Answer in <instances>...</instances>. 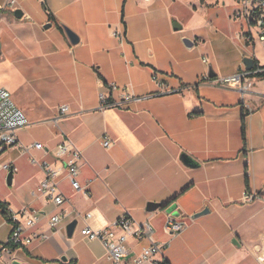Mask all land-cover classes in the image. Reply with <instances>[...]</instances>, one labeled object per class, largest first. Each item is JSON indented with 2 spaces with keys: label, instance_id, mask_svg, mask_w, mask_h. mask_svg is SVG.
<instances>
[{
  "label": "crops",
  "instance_id": "1",
  "mask_svg": "<svg viewBox=\"0 0 264 264\" xmlns=\"http://www.w3.org/2000/svg\"><path fill=\"white\" fill-rule=\"evenodd\" d=\"M6 2L0 0V88L29 119L19 140L43 143L44 151L30 153L56 166L61 161L52 149L73 140L84 151L79 181L90 195L74 190L65 174L63 205L34 195L44 171L20 146L0 141V251L11 235L1 203L11 211L38 210L36 230L50 235L3 252L0 264H113L102 242L80 231L126 212L149 222L156 240L171 242L168 264H264V71L252 76L247 94L202 81L247 68L246 57L258 65L251 70L264 69L257 32L247 40V21L234 17L239 0H19L21 18ZM110 83L139 99L103 106L102 93L109 102L121 99V90L108 91ZM105 134L114 140L110 148ZM4 163L14 168L11 185ZM245 191L252 200H243ZM149 202L161 206L148 210ZM61 212L51 229L49 217ZM168 213L188 224L178 237L165 228ZM147 243L129 240L133 253Z\"/></svg>",
  "mask_w": 264,
  "mask_h": 264
},
{
  "label": "built area",
  "instance_id": "2",
  "mask_svg": "<svg viewBox=\"0 0 264 264\" xmlns=\"http://www.w3.org/2000/svg\"><path fill=\"white\" fill-rule=\"evenodd\" d=\"M18 4L19 0H7L5 6L17 8ZM234 17L244 18L247 21L249 30L244 34L246 39L251 41L254 38L255 30L260 43L264 47V0H239V7L235 11ZM262 71H264L262 68L255 70L244 68L235 74L217 78L207 74L202 81L212 85L235 87L243 94H247L251 92L252 76ZM152 78L158 84H162L157 72H154ZM107 87L108 91L112 92L121 90V99L116 102H109L108 96L102 93L103 106H123L131 100L139 99L131 95L127 89H120L116 83H110ZM68 110V106L64 104L60 107V114L62 116L67 115ZM28 124L27 115L15 103L11 92L6 88H0L1 144L20 146L23 152L30 154L31 161L39 165L45 173L44 179L38 183L33 194L46 196L52 199L57 206L63 205L68 201V198L60 189V177L65 174L74 190L83 191L86 195H90L89 190L79 181L80 166L85 159L84 151L73 140L66 137L52 149V153L61 161L60 165L56 166L47 158H38L30 153V149L35 148L44 151L46 149L45 145L41 142L24 145L17 135V131ZM102 140L106 148L114 145V140L107 134L102 137ZM2 168L9 172L14 170L10 163H4ZM93 180V178L88 179V183ZM242 198L247 202L253 199V195L245 191ZM7 212L6 217L11 223V235L7 245L1 249L0 256L3 252L12 253L14 249H22L35 241L46 240L50 237L48 233H40L36 230L43 219L38 210L11 211L7 209ZM92 216V212H88L85 218L89 219ZM63 217L62 212L52 214L49 217L50 228L55 229ZM165 228L172 238H175L188 228V224L177 219L172 213H168ZM80 233L90 240L102 242L107 250L108 259L113 264H168L165 251L171 242L156 240L154 227L149 222L137 221L129 212L124 213L104 227L94 228L87 224L81 229ZM131 238L139 241L146 240L148 243L142 247L140 252L133 253L129 245Z\"/></svg>",
  "mask_w": 264,
  "mask_h": 264
},
{
  "label": "water",
  "instance_id": "3",
  "mask_svg": "<svg viewBox=\"0 0 264 264\" xmlns=\"http://www.w3.org/2000/svg\"><path fill=\"white\" fill-rule=\"evenodd\" d=\"M14 12H15V16L17 18H21L23 16V11H22L21 8L15 9ZM46 26L50 27V24H48ZM175 27L177 29H180V27H178L177 25H175ZM65 31H66V33H67V35H68V37H69V39H70V41L72 43H77L79 41L78 35L76 33H74L71 29H69L68 27H65ZM184 43L188 47H192L194 45V42L188 37L184 38ZM244 62L246 64L247 68L250 69V70L253 69L254 66H255V59L253 57H246ZM7 182H8L9 185H11L12 182H13V172L12 171H10L8 173V175H7ZM159 206H161L159 203L149 202L147 207H148V210H154V209L158 208ZM208 212H209V209L206 208L203 211L195 213L193 215V217L196 218V217L201 216L202 214H205V213H208ZM76 224H77L76 221H73V222L68 224L67 233H68L69 236L73 235V233L75 231V228H76ZM236 240L237 239L235 238L234 241H236ZM63 259H66V258L63 257ZM11 264H24V263H22L21 261H19L17 259H13Z\"/></svg>",
  "mask_w": 264,
  "mask_h": 264
},
{
  "label": "trees",
  "instance_id": "4",
  "mask_svg": "<svg viewBox=\"0 0 264 264\" xmlns=\"http://www.w3.org/2000/svg\"><path fill=\"white\" fill-rule=\"evenodd\" d=\"M62 28V27H61ZM63 29V28H62ZM257 64L255 65V68H257ZM259 75H263L264 76V72L263 73H260ZM244 118V117H243ZM244 122V121H243ZM243 130H244V128H243ZM244 132H245V130H244ZM244 140H245V137H244ZM1 206H2V211H3V213L5 214V215H7V208H6V206H5V204L4 203H1Z\"/></svg>",
  "mask_w": 264,
  "mask_h": 264
},
{
  "label": "rangeland",
  "instance_id": "5",
  "mask_svg": "<svg viewBox=\"0 0 264 264\" xmlns=\"http://www.w3.org/2000/svg\"><path fill=\"white\" fill-rule=\"evenodd\" d=\"M218 1H220V4L224 2V0H218ZM216 2H217V0H216ZM260 49H261V48H260ZM259 52L261 53L262 56H264V51H263L262 49H261ZM7 175H8V174H7Z\"/></svg>",
  "mask_w": 264,
  "mask_h": 264
}]
</instances>
